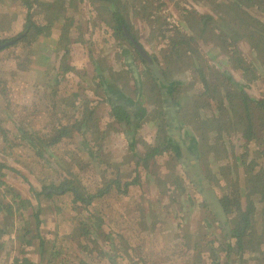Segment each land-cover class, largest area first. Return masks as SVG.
<instances>
[{
    "label": "rangeland",
    "instance_id": "obj_1",
    "mask_svg": "<svg viewBox=\"0 0 264 264\" xmlns=\"http://www.w3.org/2000/svg\"><path fill=\"white\" fill-rule=\"evenodd\" d=\"M38 1L32 9L35 13L34 19L41 23L53 20L52 38L40 36L35 42H23L14 48L0 52V79L5 88L7 87L5 93H0V127L9 130L11 140V142H6L0 136V161L8 165V168L3 169L5 176L0 178L5 181L4 185L0 184V264H12L15 257L24 256L33 261L40 260L36 244L30 245L28 242H21L17 236L22 235L27 229L32 230V234H34L33 218L31 224L21 223L22 220L29 218L31 209H23L22 214L18 212L15 214L14 210L8 211V208L4 209L1 204H7L15 196H21L30 200L34 205H38L39 200L36 199L31 186L39 189L41 186L39 177L51 181L56 177L64 176L68 170L78 173L77 179L89 190L103 185L107 177L119 175L123 181H132L135 176H138L137 183L129 187L127 195L122 194L121 189L115 188L105 197L97 198L94 202L103 209L102 214L105 220L122 232L121 237H117L119 264H133L132 260L140 264L145 262L148 264H195L197 258L195 255L193 257L188 255L189 247L190 249H200L203 244L201 240L205 239H215L217 245L219 239H222L221 226H218L213 215L202 206L204 201L202 193L194 180L186 174L187 170L182 161L175 159V153L172 150H167L155 156V159H151L149 168H146L142 163H136L139 156H135L134 152L130 150L132 148L130 143L134 141L135 149L144 155L148 144L154 146L162 141L161 138L164 134H160V128L166 120L170 124L169 116L161 114L162 108L166 106L164 96L161 95L162 87L157 85L153 75L140 63L139 58L132 59L134 61L132 66L140 78V84L131 73H126L125 76L114 81L122 89L119 91L120 94H124L125 100L130 98L129 103H134L137 100L143 108L139 107L138 109L139 118L134 116L133 127L125 128L117 123L111 116L110 106L105 103L106 101H103L104 90L97 88L96 81L93 79L96 74L95 58H102L105 67L114 66L116 71L126 69L123 62L125 57L120 53L122 48L119 47L111 28L102 24L97 15L96 6L89 0L80 2L78 7H74L71 2L66 1L64 7L61 6L64 8L61 12L53 8L54 0ZM203 1L205 2L149 0L146 10H141V12L152 18L164 14L168 21L170 18H175L181 23L180 26L184 32H190L183 22V8L197 10L200 13L213 12L216 14L214 6L220 0ZM141 2L138 1L137 4L140 5ZM161 2L163 5L157 12V4ZM223 9L224 11L228 10L225 15L228 23L234 24L236 16L230 14L232 10L227 7H223ZM130 15V19L135 25L133 31L140 37L144 47L160 62L163 49L168 45L167 40L160 41L158 32L150 24L153 22L143 20L141 16V18L133 19L132 10ZM26 19L27 8L23 1L0 0L1 37L12 36L20 32L24 28ZM70 23L73 26L72 24L70 26V44H67L65 37H68L67 27ZM249 30L251 32L250 26ZM210 37L212 38L209 36L208 39ZM61 38L63 40L60 42ZM47 43L51 45L50 50H47L49 49ZM61 43L62 45L67 44L70 48L66 61L63 58L65 49L61 48ZM213 44L212 40L210 42L200 41L202 52L206 55V62L213 67H229L238 80L247 82L246 91L249 94L264 100V56L261 59L262 66L258 67L259 78L250 83L249 75L245 78L241 71L234 69L226 56L227 54L215 50ZM249 45L242 41L239 47L242 54L248 60L253 61L255 55L252 54ZM39 46H44L43 49H47L43 51ZM42 52L50 53L49 59L43 57ZM193 60L194 58L190 61ZM64 61L69 62L74 69L69 70L64 78L57 82V79L62 75L60 67ZM164 65L166 63L163 62ZM185 66L183 72L174 73V75L186 74L189 76L187 78L189 82H195V74L192 71H186ZM119 75L116 74V77ZM139 85L141 90L137 89ZM76 93L79 94V97L75 103ZM194 93V89L186 83L175 92V97L178 96L186 108L185 111L181 109L177 112V119L178 117L179 119L192 117L193 105L188 104L187 98ZM172 97L174 99V96ZM84 99H89L92 105H96V113L99 117L98 125L104 132L98 131L93 134L89 131L87 133L86 140L92 150L89 148L86 151L79 148V138L82 134L74 129L71 137L66 138L51 150L56 162L55 169H53L51 167L53 165L47 164L37 156L35 150L29 146L18 130L22 128L39 131L42 134L49 133V128L52 126L71 124L79 114L78 112L82 110ZM72 103L80 106H73ZM231 114L237 118L234 112ZM238 114L241 115V111H238ZM178 121L176 123L179 125ZM187 130L189 134H186ZM180 133L188 145L192 144L191 138L194 136L192 137L191 127L181 125ZM209 135H211L210 132ZM209 139L214 142L213 137L210 136ZM238 139V136L234 135L231 137L230 143L226 138L227 149L220 152L215 149L209 150L207 144L205 147L204 143L199 144L202 153L201 157H198L199 165L204 175L207 178L211 177L208 180L219 197L223 193L220 186L225 185L227 180L222 176L219 178L220 186L217 184L215 179L220 175L218 166L224 160L232 161L235 151L238 154L242 151L232 145V143L243 145V139H239V142ZM250 155L248 159L257 157L254 152H251ZM226 158L228 159L226 160ZM101 160H103V164H101ZM256 160L259 163H264V155L257 157ZM245 168L243 163L237 169L234 168V173L240 175L239 185L241 187L245 186ZM154 174L160 175L161 180L166 181V186L155 180ZM177 176L187 185L184 193H181L172 182ZM69 200L68 198L54 197L50 201L53 205L47 206L46 209L44 207L42 234L54 238L57 233L56 225H60L57 244L49 241V245L59 246L60 243L62 244V248L59 249L62 251L57 255L54 264H65V261L67 264H79L77 256L79 237L74 229L75 222L72 219L75 217V213H73V206ZM44 202L45 205L48 203L47 200ZM58 205L63 207V219L53 212V209L59 208ZM76 218L78 219V216ZM69 233L75 238L67 237ZM9 234H11L10 237ZM12 235H15L14 239H11ZM188 235L192 237H187ZM28 239H31V234L25 236V240ZM58 239H60V243H58ZM129 245H133L135 249L133 252L128 248ZM262 248L264 250V245ZM49 249L50 246L48 248L50 253ZM134 252L139 256L135 255L131 258L128 254H134ZM49 253L46 255L47 260ZM203 253L205 257L197 264L212 263L210 252L204 251ZM107 259L108 257H104L103 261L107 263ZM253 260L250 258L247 263L240 261L239 263L236 258L233 264H256ZM89 261L91 264H97L99 260L90 257ZM45 263L46 261L43 260L40 264Z\"/></svg>",
    "mask_w": 264,
    "mask_h": 264
},
{
    "label": "trees",
    "instance_id": "obj_2",
    "mask_svg": "<svg viewBox=\"0 0 264 264\" xmlns=\"http://www.w3.org/2000/svg\"><path fill=\"white\" fill-rule=\"evenodd\" d=\"M21 1H23L27 8V19L24 28L12 36H0V52L14 48L23 42H35L40 36H47L48 39L52 38L53 20L51 19L47 23H41L34 19L35 13L32 9L34 4L39 1ZM66 1L71 2L74 7H78V4L84 0H75L74 3V0H54L53 8L57 9L58 12L63 11ZM89 1L96 6L97 15L100 21H102V24L111 28L119 47L122 48L120 52L121 56L125 57V61L123 62L126 69H119V71H116L114 66L105 67L102 58L94 59L96 74L93 76V79L96 81L97 88L104 90L103 94L105 93V98L103 101H106L110 106L112 118L126 128L133 127L134 112H136L135 114L138 118L140 117L139 112L136 111L137 104H140L137 100L130 105L128 102L117 99L113 100L107 94L108 90H122L114 80H119L126 73H131L138 84H140V78L132 66L134 63L132 59L139 58L140 63L153 75L157 85L160 88L162 87L161 95L164 96L163 99L166 102V106L162 108L161 114L169 116L170 124L167 120L163 123L160 128V134H164L163 138H161L162 141L154 146L148 144L144 155L135 149L134 141L130 143L132 147L130 150L134 152L135 156H139L136 163H142L146 168H149V161L155 159V156L167 150H172L175 153L176 158H174L177 161H182L183 151L181 148L184 146H181L177 135L174 133L181 129V125L191 127V133L193 132L192 137L194 136L197 141L193 137L191 138L192 144L188 145L186 143V145L192 148L193 152L195 151L197 153L198 151V156L200 157L202 155L199 149L200 143H204V147L207 144L209 150L215 149L220 152L227 149L226 143H231L232 140L230 139L232 136L237 135L240 140L243 139V145L241 143H232L235 148H239L242 151L239 154L235 151L232 161L226 158V160L228 159L227 161L224 160L223 163L219 164L218 173L220 175L215 179L219 186L220 177L223 176L227 180L225 185L220 186L222 187L223 193L219 198L228 217L226 223H229L230 226L229 228L225 225L223 226L221 219L215 213V208L210 206L207 199H203L202 206L213 215L218 222V226H221L223 231L222 239H219L217 245L215 244V239L201 240L203 242L201 245L202 248L190 249L189 247L188 255L191 257L196 256L197 261L195 264L199 263L205 257L204 251L210 252L209 256L213 261L212 263L205 262L202 264H233L236 258L238 262L240 261L242 263H247L251 258L254 259L253 261L256 264H264V250L262 248L264 245V163H259L256 160L257 157L264 155V100L255 98L249 94L246 91L247 82L238 80L233 72L230 71L231 69L229 67H213L209 65L206 62V55L200 47V41L210 42L212 40L215 50L226 53L234 69L241 71L245 78L249 75L248 80L250 83L257 81L260 76L258 74V67L262 66L261 59L264 56V0H217L218 2L214 6L216 14H213V12L200 13L197 10H190L184 7L183 22L190 29V32H184L180 26L181 23L172 25L164 14L152 18L150 15L142 13L141 10H146L149 0ZM138 1H142L143 3L141 2L139 5L137 4ZM195 1L205 2L203 0ZM162 5V2L157 4V12L161 10ZM61 6L63 7L61 8ZM223 7L232 10L230 14L236 16V22L234 24L228 23L225 16L228 10L224 11ZM131 10L133 19L141 16L143 20L153 22L150 24L158 32L160 41L167 40V48L165 47L163 49L160 62L159 60L157 61L161 65L162 74L168 83H163L160 78L155 76L148 61L141 55L136 46L135 41L142 46L144 45L137 33L133 31L135 25L130 19ZM71 24L69 26L66 24L68 26V37H65L67 44H70L69 33L71 32ZM209 36H212V38L210 37L211 39H208ZM62 40L63 38L60 39V42ZM82 40L84 41V39ZM242 41L250 44L252 54L255 55L253 61L248 60L242 54L239 47ZM67 44L62 45L61 43V48L65 49L63 53L65 61L70 51ZM50 46L49 44L47 46L49 49H43L44 46L39 47L45 51L46 49L50 50ZM229 47L231 48L229 49ZM49 54L42 52V56L47 59H49ZM193 58L194 60L190 61ZM65 61L60 67L62 69V75L57 79V82L61 81L69 70L74 69L69 62ZM163 62L166 65L163 66ZM184 66L187 68L185 69L186 71H192L195 74V82H189V79H187L189 76L186 74L174 75V73L183 72ZM116 74L120 75L116 77ZM185 83L190 85L195 92L187 98L188 104L193 105V113L190 118L179 119L178 117L177 119V112L181 109L185 111L186 108L184 107V102L178 96L175 97L174 94ZM164 88H167L169 93L174 96L173 101L164 95ZM137 89L141 90L140 85L139 87L137 86ZM6 90L7 87L5 88V85H3L0 79V93H5ZM78 97L79 94L76 93L75 103ZM127 99L130 100V98ZM75 103H72V105L80 106ZM238 111H241V115L238 114ZM231 112H234L237 118H234ZM78 113L79 117L77 115L74 118V122H71L72 125L68 123L52 126L49 128V133L41 134L39 131L25 130L22 128L18 132L29 143V146L35 150L37 156L46 161L47 164L53 165L51 167L55 169L56 162L53 159L54 154L51 150L66 138L71 137L74 129L82 134V136L78 134V136H81L78 143L79 148L86 151L90 148L86 140L87 133L89 131L93 134L98 131L104 132L98 125L99 117L96 113V105H92L89 99H84L83 108ZM173 113L176 114V118H174ZM177 120H179V125L176 123ZM186 132V134H189L188 130ZM209 132L211 135H209ZM0 136L2 140L11 142L8 129L0 127ZM210 136L213 137L214 142L209 139ZM226 138L228 142H226ZM181 140L184 141L185 139L181 138ZM99 150L101 151V147ZM251 152H254L257 157L248 159L251 156ZM182 163L186 164L183 161ZM242 163L246 167L244 187L239 185L240 175L234 173V168L237 169ZM101 164H103V160H101ZM5 168H8V165L0 161V178L5 176L3 172ZM77 174L74 171L68 170L64 176L56 177V179H52L51 181L39 177L40 188L36 189L34 186H31V190L34 191L36 199L39 200L38 205H34L30 200L24 199L21 196H15L11 199L12 201L9 200V203L1 204L4 209L8 208V211L14 210L15 214L17 212L22 214L23 209H31L29 218L24 219V221L22 220L21 223L24 225L31 224L32 218L35 223L34 234H32V230L27 229L22 235L17 236L21 242H38L40 261L36 263L28 257H15L12 264H40L43 260L46 261L45 264L55 263L57 255L62 251L59 250L62 248V244L60 243V239H58L59 246L49 245V241L51 240L52 243L57 244L60 225H56L57 233L52 239L44 236L41 231L45 209L47 206L53 205L50 201L54 197H60L62 199L68 198L73 206L72 210H74L75 217L72 220L75 222L74 229L79 237V241H77L79 264H91L89 261L90 257L98 258L99 261L97 264H119L117 237H121L122 232L105 220L102 214L103 209L94 202L97 198L102 199V197H105L115 188L121 189V193L127 195L129 187L137 183L138 176H135L132 181H123L119 175L107 177L103 185L98 186L94 190H89L79 182ZM186 174L191 176L189 171ZM153 176L155 180H158L166 186V181H162L160 175L156 176L154 174ZM208 178L211 179L209 176ZM172 182L175 183L176 188L181 193L186 191L187 185L183 183V180L179 176L175 177ZM0 184L4 185L5 181L0 179ZM166 189L168 190V188ZM174 199L176 200V197ZM44 200L48 201L46 205ZM62 208L59 206V208L53 209L55 215L61 217L60 219L64 218ZM77 216L78 219L76 218ZM28 234H31V239L25 240V236ZM189 234L194 235L192 233ZM190 235L187 237H192ZM67 237L73 236L69 233ZM54 239L55 242H53ZM49 246L50 253L48 252ZM128 248L132 252L135 250L133 245H129ZM48 253L49 258L47 260L46 255ZM132 254L129 253L128 255L131 258L134 255H138L137 253ZM104 257H108L107 263L103 261ZM132 261L133 264H136V261ZM65 264H67V261H65Z\"/></svg>",
    "mask_w": 264,
    "mask_h": 264
},
{
    "label": "water",
    "instance_id": "obj_3",
    "mask_svg": "<svg viewBox=\"0 0 264 264\" xmlns=\"http://www.w3.org/2000/svg\"><path fill=\"white\" fill-rule=\"evenodd\" d=\"M136 46L138 47L141 55L148 61V64L150 68L152 69L153 73L156 77L160 78L163 83H168L165 79V77L162 74L161 66L158 63V61L155 60V57L140 43L135 41ZM164 95L168 96V99L173 101V97L169 93V90L167 88H164ZM174 118H176V114L173 113ZM180 130L175 131L174 133L177 135L178 140L181 144V146L188 150L189 146L186 145L185 140L183 137H181V133H179ZM184 167L187 171L191 173V179L194 180L195 184L198 186L199 191L202 193L203 198L207 199V202L210 204V206H213L215 208V213L217 216L221 219L222 225L229 228L230 224L226 223L228 220V217L224 211V208L221 204L220 198L217 195V193L212 189V186L208 180V178L204 175L199 162L197 155L191 154L189 155V159L185 162Z\"/></svg>",
    "mask_w": 264,
    "mask_h": 264
},
{
    "label": "flooded vegetation",
    "instance_id": "obj_4",
    "mask_svg": "<svg viewBox=\"0 0 264 264\" xmlns=\"http://www.w3.org/2000/svg\"><path fill=\"white\" fill-rule=\"evenodd\" d=\"M154 56V55H153ZM155 57V56H154ZM155 60L157 61V59H156V57H155ZM142 64V63H141ZM143 65V64H142ZM161 66V65H160ZM164 92V91H163ZM119 93V94H118ZM107 94L113 99V100H115V99H117V100H120V101H124V102H128L129 103V99H126L125 100V98L123 97V95L122 94H120V91L119 90H116V91H113V90H108V92H107ZM122 95V96H121ZM104 98H105V93H104ZM106 103V102H105ZM138 103V102H137ZM130 105L131 104H133L132 102L131 103H129ZM139 107H141V104H137V107H136V111L139 109ZM133 111H135V110H133ZM138 112H139V110H138ZM136 112H134V116L136 117L137 115L135 114ZM182 149V156H183V158H182V161L185 163L188 159H189V155H191V154H196L197 155V157H199L198 156V151H197V153L194 151L193 152V150H192V148H190L189 147V149L188 150H186V149H184V148H181ZM191 149V150H190Z\"/></svg>",
    "mask_w": 264,
    "mask_h": 264
},
{
    "label": "crops",
    "instance_id": "obj_5",
    "mask_svg": "<svg viewBox=\"0 0 264 264\" xmlns=\"http://www.w3.org/2000/svg\"><path fill=\"white\" fill-rule=\"evenodd\" d=\"M10 235H11V234H9L8 236L10 237ZM46 237H47V238H50V237L47 236V235H46ZM14 238H15V235H14V236L12 235V236H11V239H14ZM8 239H10V238H8ZM51 239H52V238H51ZM35 244H36V246H37L36 250L39 252V249H38V242L33 241V242L30 243V245H35ZM135 253H136V252H134V254H135ZM39 254H40V253H39ZM134 254H132V255H134ZM138 255H139V254H138ZM134 256H135V255H134ZM134 256H133V257H134ZM24 257H27V256H24ZM22 258H23V257H22ZM28 258H29V257H28ZM139 259H140V257H139ZM31 260H32V259H31ZM32 261H33V260H32ZM39 261H40V260H39ZM39 261H38V262H39ZM134 261H135V260H134ZM34 262H37V261H34ZM144 262H145V261H144ZM135 263H136V264H140V263H138L137 261H136ZM49 264H50V263H49ZM51 264H54V262L51 263ZM143 264H148V262H145V263H143Z\"/></svg>",
    "mask_w": 264,
    "mask_h": 264
},
{
    "label": "built area",
    "instance_id": "obj_6",
    "mask_svg": "<svg viewBox=\"0 0 264 264\" xmlns=\"http://www.w3.org/2000/svg\"><path fill=\"white\" fill-rule=\"evenodd\" d=\"M169 21L172 23V25H178L179 24V21L175 18H170Z\"/></svg>",
    "mask_w": 264,
    "mask_h": 264
}]
</instances>
